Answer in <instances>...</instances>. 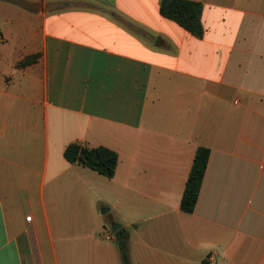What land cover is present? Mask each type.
I'll return each mask as SVG.
<instances>
[{"label": "crops", "instance_id": "crops-1", "mask_svg": "<svg viewBox=\"0 0 264 264\" xmlns=\"http://www.w3.org/2000/svg\"><path fill=\"white\" fill-rule=\"evenodd\" d=\"M193 1L202 37L160 0H0V264H123L118 231L131 264H264V0Z\"/></svg>", "mask_w": 264, "mask_h": 264}, {"label": "trees", "instance_id": "trees-1", "mask_svg": "<svg viewBox=\"0 0 264 264\" xmlns=\"http://www.w3.org/2000/svg\"><path fill=\"white\" fill-rule=\"evenodd\" d=\"M202 5L193 0H160L159 13L196 37H202L201 23ZM37 54L31 55L20 64L32 63ZM209 149L200 146L196 149L193 162L187 176L179 208L186 213H192L199 195L201 182L207 166ZM64 157L70 163H77L90 168L97 173L111 178L115 173L118 156L115 151L105 146H89L86 142L75 141L64 149ZM120 231L117 232V242L123 264H131L127 246Z\"/></svg>", "mask_w": 264, "mask_h": 264}, {"label": "built area", "instance_id": "built-area-1", "mask_svg": "<svg viewBox=\"0 0 264 264\" xmlns=\"http://www.w3.org/2000/svg\"><path fill=\"white\" fill-rule=\"evenodd\" d=\"M105 230H106V231L104 232V238H105V239H108V240L112 239L113 236L110 234V232L107 231V228H106ZM212 255L214 256V254H212ZM211 257H212V256H211Z\"/></svg>", "mask_w": 264, "mask_h": 264}, {"label": "water", "instance_id": "water-1", "mask_svg": "<svg viewBox=\"0 0 264 264\" xmlns=\"http://www.w3.org/2000/svg\"><path fill=\"white\" fill-rule=\"evenodd\" d=\"M104 213H105V211L103 212V214H104ZM115 226H116V227H115ZM117 226H119V224H115V223H114V224L112 225V229H113V231H116Z\"/></svg>", "mask_w": 264, "mask_h": 264}, {"label": "rangeland", "instance_id": "rangeland-1", "mask_svg": "<svg viewBox=\"0 0 264 264\" xmlns=\"http://www.w3.org/2000/svg\"><path fill=\"white\" fill-rule=\"evenodd\" d=\"M123 49H125V48L123 47Z\"/></svg>", "mask_w": 264, "mask_h": 264}]
</instances>
